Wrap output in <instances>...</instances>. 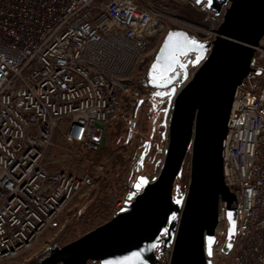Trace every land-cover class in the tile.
Wrapping results in <instances>:
<instances>
[{
    "label": "built area",
    "instance_id": "2783aa9c",
    "mask_svg": "<svg viewBox=\"0 0 264 264\" xmlns=\"http://www.w3.org/2000/svg\"><path fill=\"white\" fill-rule=\"evenodd\" d=\"M139 1L0 0V261L19 259L60 230L71 201L95 185L90 166L78 173L51 165L90 155L102 168L97 127L116 119L138 65L168 31L163 11ZM189 5L207 15L201 42L212 41L223 13ZM257 59L264 38L255 70ZM222 170L235 197L234 236L229 246L220 206L211 262L264 264V71L235 90ZM133 178L112 217L132 201ZM62 246L48 241L38 260Z\"/></svg>",
    "mask_w": 264,
    "mask_h": 264
},
{
    "label": "water",
    "instance_id": "95a60500",
    "mask_svg": "<svg viewBox=\"0 0 264 264\" xmlns=\"http://www.w3.org/2000/svg\"><path fill=\"white\" fill-rule=\"evenodd\" d=\"M193 2L222 12V19L210 42L168 30L150 64L148 84L167 101L161 134L166 146L157 174L138 175L125 208L34 264H212L220 206L230 246L235 197L223 180L222 142L236 88L251 73L260 74L252 65L264 38V0ZM186 158L187 187L177 197L174 184ZM159 247L167 249L163 262Z\"/></svg>",
    "mask_w": 264,
    "mask_h": 264
},
{
    "label": "rangeland",
    "instance_id": "374dc122",
    "mask_svg": "<svg viewBox=\"0 0 264 264\" xmlns=\"http://www.w3.org/2000/svg\"><path fill=\"white\" fill-rule=\"evenodd\" d=\"M145 1L155 2L156 6L167 16V30H185L201 42L203 33L205 34L204 28H207L205 26L206 20L203 22L204 24L196 25L180 18L179 15L180 9L185 8L187 3L189 5V0ZM156 49L157 47L154 48L150 56L138 65L131 80L134 81L135 86L139 81H144L143 94H138L136 87L130 85L129 91L122 97L120 111L116 119L107 125L97 127L96 139L101 144L100 155L104 158L102 168L99 169L95 163H91L90 155H86L85 160L78 163L57 162L51 165L53 168L59 169H70L71 167L78 173H82L88 166L92 170L96 169L93 188L81 193L71 201L66 211L61 215L60 225L62 228L60 230H52L44 234L38 245L31 252L23 254L19 259L2 260L0 264H34L38 261L41 251L48 241H57L65 245L104 224L115 211L116 199L121 198L122 194L129 190L131 180H128V174L130 172L134 176L132 182L137 175L146 176L144 174L147 173V177L152 178L157 174L166 146V139L161 137L165 129L162 125L164 105L158 98H153L146 83L147 71L153 61V56L157 53ZM117 125L119 126L117 127ZM100 131H103L102 135ZM147 146L151 149L149 152L145 151ZM120 148L126 149L123 155V165L125 166L123 171L120 168H111V153H120ZM155 152L159 153L158 158ZM142 153L144 156L140 167L143 170H140L136 163L141 162L140 156ZM157 159L159 163L155 168L154 163ZM188 173L189 163L188 158H186L174 184L179 196L185 192L187 187ZM87 264L99 263L88 262Z\"/></svg>",
    "mask_w": 264,
    "mask_h": 264
},
{
    "label": "trees",
    "instance_id": "16d2710c",
    "mask_svg": "<svg viewBox=\"0 0 264 264\" xmlns=\"http://www.w3.org/2000/svg\"><path fill=\"white\" fill-rule=\"evenodd\" d=\"M179 13H180L179 14L180 18H182V19H184V20H186V21H188L190 23H195L196 25L203 23L205 20L207 21V15L203 11L197 10L196 8H194V7H192L191 5H188V4H187V6H185V8L180 9ZM254 67L256 69L260 70L261 72L264 71V59H257L254 62ZM129 84L132 87H133V85L135 86L134 81H129ZM135 87H136V92L138 94H143L144 81H139ZM157 121H158V119H157ZM118 126L119 125H117V127ZM124 148H120L121 149L120 153L119 152L117 154H115L114 152L111 153V168L118 169V168L123 166V164H124V160H123L124 156L123 155L125 153L124 151L126 150V149L124 150ZM150 150L151 149L148 146L145 148L146 152H149ZM155 153H157L156 157L158 158L159 153L158 152H155ZM158 163H159V161L157 159V161L154 163V167L155 168L157 167ZM136 164H137L136 166L138 167V169L143 170V168L140 167L139 162H137ZM144 175L147 176L148 174L145 173Z\"/></svg>",
    "mask_w": 264,
    "mask_h": 264
},
{
    "label": "flooded vegetation",
    "instance_id": "af4514ba",
    "mask_svg": "<svg viewBox=\"0 0 264 264\" xmlns=\"http://www.w3.org/2000/svg\"><path fill=\"white\" fill-rule=\"evenodd\" d=\"M191 36V35H190ZM192 37V36H191ZM192 55L191 56H189V57H187V58H184L183 59V61L184 62H187V61H189V60H192ZM150 67V66H149ZM189 70H191V68H189ZM147 74H148V76H147V81H146V83H147V86L149 87V89L151 90V94H152V96H153V98L155 97V98H158L159 100H160V102H163V105H164V108H165V105H166V103H167V101H166V98L164 97V98H161V97H159V95L162 93V90H159V89H156V88H154L153 86H150L148 83H149V80H150V73H149V68H148V71H147ZM158 82V81H157ZM155 83V82H154ZM140 164V166L142 165L141 164V162L139 163ZM177 189H176V187L174 188V194L177 196V197H180L179 195H178V192L176 191ZM157 251H160L161 253L159 254V259L163 262L164 261V254L167 252V249H164L163 250V248L162 247H159L158 249H157Z\"/></svg>",
    "mask_w": 264,
    "mask_h": 264
},
{
    "label": "crops",
    "instance_id": "0c3cea01",
    "mask_svg": "<svg viewBox=\"0 0 264 264\" xmlns=\"http://www.w3.org/2000/svg\"><path fill=\"white\" fill-rule=\"evenodd\" d=\"M125 168V166L123 165L122 167H120L121 170H123ZM119 169V168H118Z\"/></svg>",
    "mask_w": 264,
    "mask_h": 264
},
{
    "label": "bare ground",
    "instance_id": "6f19581e",
    "mask_svg": "<svg viewBox=\"0 0 264 264\" xmlns=\"http://www.w3.org/2000/svg\"><path fill=\"white\" fill-rule=\"evenodd\" d=\"M207 12V11H206ZM258 47V46H257ZM255 50H256V48H255ZM152 63V62H151ZM131 81V80H130ZM136 180V179H135ZM135 180L133 181V183L135 182ZM224 180V179H223ZM133 200V199H132Z\"/></svg>",
    "mask_w": 264,
    "mask_h": 264
},
{
    "label": "snow or ice",
    "instance_id": "6c2138e0",
    "mask_svg": "<svg viewBox=\"0 0 264 264\" xmlns=\"http://www.w3.org/2000/svg\"><path fill=\"white\" fill-rule=\"evenodd\" d=\"M137 187H139V185H137Z\"/></svg>",
    "mask_w": 264,
    "mask_h": 264
}]
</instances>
